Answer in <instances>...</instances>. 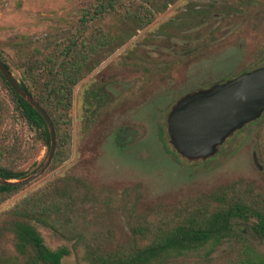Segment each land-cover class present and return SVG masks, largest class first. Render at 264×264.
Returning a JSON list of instances; mask_svg holds the SVG:
<instances>
[{"label":"rangeland","instance_id":"obj_1","mask_svg":"<svg viewBox=\"0 0 264 264\" xmlns=\"http://www.w3.org/2000/svg\"><path fill=\"white\" fill-rule=\"evenodd\" d=\"M87 1L0 0V45L9 50L6 42L12 37L41 39L58 32L66 20L79 16ZM121 29L129 31L125 25ZM130 31L132 36L73 89L67 159L22 185L0 204V213L49 179L78 176L90 191L85 218L94 220L92 228L114 244L126 236L130 215L133 219L170 214L233 181L251 184L264 197V112L202 158L180 154L167 126L169 112L184 94L233 77L248 65L264 64V0H174L146 27L131 26ZM11 71L19 78L17 69ZM93 85L101 86L108 98L97 119L87 125L83 95ZM0 97L7 98L1 83ZM32 133L24 129L25 136ZM117 138L124 140L122 148ZM13 155L16 159L6 153L4 160L20 163ZM46 155V147L36 144L20 166L30 171ZM36 228L51 248L71 247L49 228ZM239 228L242 235L210 255L194 253L169 264H241L264 253V244L250 227L240 223ZM0 244L11 250V233L4 234ZM63 264H76L73 250Z\"/></svg>","mask_w":264,"mask_h":264},{"label":"trees","instance_id":"obj_2","mask_svg":"<svg viewBox=\"0 0 264 264\" xmlns=\"http://www.w3.org/2000/svg\"><path fill=\"white\" fill-rule=\"evenodd\" d=\"M173 1L88 0L79 16L66 20L58 32L46 33L41 39L12 37L6 42L9 50L0 45L2 61L10 71L11 67L18 70L20 76L14 78L53 123L56 150L49 168L60 166L69 156L74 87L132 36L131 26L135 30L146 27ZM251 68L248 65L237 74ZM0 83L7 96L5 100L0 97V178L20 179L42 163L30 171L20 166L36 144L48 152L49 132L42 116L1 73ZM107 98L101 86L85 89L82 110L87 125L97 119ZM24 129L32 130L31 136H25ZM118 142L122 148L124 140ZM6 153L14 159L13 153L17 154L20 163L5 161ZM24 187L0 184V204ZM89 194L80 177L63 174L21 195L0 213V239L8 232L12 235L11 250L0 244V264H63L71 250L76 264H169L194 253L208 256L220 244L236 240L244 232L237 230L240 223L247 224L264 244V197L241 180L221 185L170 214L133 219L130 215L126 236L114 244L93 229L94 220L85 218ZM36 224L49 228L71 247L51 248ZM241 264H264V253Z\"/></svg>","mask_w":264,"mask_h":264},{"label":"water","instance_id":"obj_3","mask_svg":"<svg viewBox=\"0 0 264 264\" xmlns=\"http://www.w3.org/2000/svg\"><path fill=\"white\" fill-rule=\"evenodd\" d=\"M0 73L11 88L42 116L49 132V149L38 168L20 179L0 178V184L19 186L36 179L48 168L56 150V135L46 111L19 85L1 58ZM263 112L264 64H261L211 87L184 94L168 114V135L184 157H207L230 133Z\"/></svg>","mask_w":264,"mask_h":264},{"label":"flooded vegetation","instance_id":"obj_4","mask_svg":"<svg viewBox=\"0 0 264 264\" xmlns=\"http://www.w3.org/2000/svg\"><path fill=\"white\" fill-rule=\"evenodd\" d=\"M224 81H225V80H224ZM221 82H223V81H221ZM211 86H212V85H211ZM211 86H210V87H211Z\"/></svg>","mask_w":264,"mask_h":264}]
</instances>
